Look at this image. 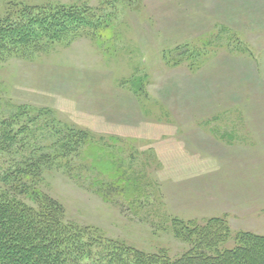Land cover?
Masks as SVG:
<instances>
[{
  "label": "rangeland",
  "instance_id": "obj_1",
  "mask_svg": "<svg viewBox=\"0 0 264 264\" xmlns=\"http://www.w3.org/2000/svg\"><path fill=\"white\" fill-rule=\"evenodd\" d=\"M14 3L93 15L0 61V120L19 144L88 136L37 183L64 220L171 259L189 248L182 222L222 219L220 249L264 235V0H0V20Z\"/></svg>",
  "mask_w": 264,
  "mask_h": 264
},
{
  "label": "trees",
  "instance_id": "obj_2",
  "mask_svg": "<svg viewBox=\"0 0 264 264\" xmlns=\"http://www.w3.org/2000/svg\"><path fill=\"white\" fill-rule=\"evenodd\" d=\"M83 8L10 4L0 20V61L10 54L38 52L51 42L88 30L93 15ZM11 124V119L0 120V264H264V235L238 233L233 247L219 248L230 237L229 227L219 218L203 225L182 222L176 232L189 248L175 259L164 252H143L64 220L62 205L41 192L37 183L45 166L67 160L77 144L88 140L87 134H74L70 128L64 135L55 131L56 142L46 151L28 133L19 144ZM42 130L40 140L55 129L47 121ZM68 131L77 137L74 147L67 139ZM95 163L105 167L103 160Z\"/></svg>",
  "mask_w": 264,
  "mask_h": 264
}]
</instances>
